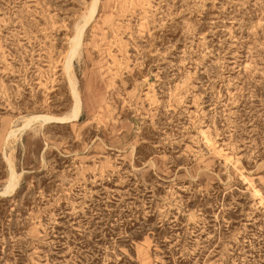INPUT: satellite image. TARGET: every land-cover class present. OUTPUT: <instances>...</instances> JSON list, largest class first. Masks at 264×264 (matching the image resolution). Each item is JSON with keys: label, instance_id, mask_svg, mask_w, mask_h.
I'll use <instances>...</instances> for the list:
<instances>
[{"label": "rangeland", "instance_id": "obj_1", "mask_svg": "<svg viewBox=\"0 0 264 264\" xmlns=\"http://www.w3.org/2000/svg\"><path fill=\"white\" fill-rule=\"evenodd\" d=\"M0 264H264V0H0Z\"/></svg>", "mask_w": 264, "mask_h": 264}, {"label": "bare ground", "instance_id": "obj_2", "mask_svg": "<svg viewBox=\"0 0 264 264\" xmlns=\"http://www.w3.org/2000/svg\"><path fill=\"white\" fill-rule=\"evenodd\" d=\"M98 1V0H97ZM97 4V3H96ZM94 7H95V5H94ZM92 12H94V8L92 9ZM77 36H78V34H77ZM79 42H80V36H78V37H76L75 38V46H74V49H73V51H75L76 50V47H78V44H79ZM74 53V52H73ZM69 56V55H68ZM74 56V55H73ZM72 59V58H71ZM70 68V67H69ZM68 74V73H67ZM68 76V75H67ZM71 83V82H70ZM72 84V83H71ZM74 87V86H73ZM75 90V89H74ZM74 95H75V93H74ZM74 98H76V101H75V103H74V107H73V110H72V113H71V115L69 116L70 118H78L79 117V115H80V113H81V100L79 99V97H74ZM46 117V116H45ZM52 118V117H51ZM46 119L48 120V119H50L49 117H46ZM58 119H60V120H64V119H66V118H58ZM57 119V120H58ZM71 120V119H70ZM32 121V120H31ZM12 173V172H11ZM13 179V178H12ZM14 187V185L13 184H9V188H13Z\"/></svg>", "mask_w": 264, "mask_h": 264}]
</instances>
